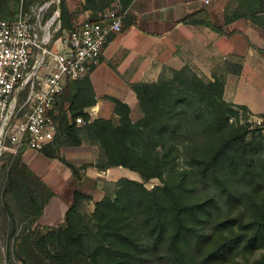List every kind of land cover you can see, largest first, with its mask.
Instances as JSON below:
<instances>
[{
  "label": "trees",
  "instance_id": "obj_1",
  "mask_svg": "<svg viewBox=\"0 0 264 264\" xmlns=\"http://www.w3.org/2000/svg\"><path fill=\"white\" fill-rule=\"evenodd\" d=\"M2 2L0 0V6ZM236 3L232 10L223 8V23L243 17L264 34V0H236ZM59 10L64 27L77 26L75 12L68 7L67 0L59 1ZM198 19L194 13H187L182 21ZM201 20L214 30L223 32L221 24L213 23L208 13ZM212 76L197 73L187 64L178 69L165 67L156 80L132 84L142 111L137 119L131 118V107L127 102L110 96L114 101L117 122L110 117L89 118L86 107L96 101L89 74L69 80L56 103L54 119L57 130L54 138L41 149H33L63 163L69 168V177L74 179L76 185L72 188L71 201L62 219L56 223L42 219L48 197L40 198L26 178L32 170L22 158L24 150L7 169L6 190L15 194L25 193L34 209L29 221V236L38 258L31 259L15 250L22 262L49 264L47 260L56 257L47 246L51 238L69 245H82L83 233L73 229L72 215L77 212L80 200L91 196L77 185L80 169L92 163L75 166L58 150L61 145L80 144L83 139L79 129L99 144L105 163L94 165L101 170L111 165H122L137 172L143 180L151 177L163 179L164 172L177 171L175 169L181 159L191 167L180 169L183 176L196 172L202 180L210 177L218 183L224 201L239 200L241 194L236 183L239 179L247 182L250 190H256L264 174V158H257L251 152V140L245 141L246 126L224 128L228 112L233 110L223 98L224 78L218 72ZM236 105L248 110L245 104ZM79 116L84 121L82 126L76 124ZM263 126V122L256 124L255 130ZM115 185L114 198L104 194L95 200L93 209L98 223L97 232L104 234L99 227L102 225L112 231H108L109 244L98 242L90 254L95 257L112 251L122 254L120 259L105 264L129 261L138 264L149 248L157 252V257L165 264H204L224 258L232 250H250L264 245L263 207L246 220L238 215L219 218L217 209L221 203L216 195L186 201L177 191L179 182H165L147 188L137 179L122 176ZM132 203L139 208L143 236L134 231L137 219L123 214L130 210ZM251 264H264V253Z\"/></svg>",
  "mask_w": 264,
  "mask_h": 264
},
{
  "label": "rangeland",
  "instance_id": "obj_2",
  "mask_svg": "<svg viewBox=\"0 0 264 264\" xmlns=\"http://www.w3.org/2000/svg\"><path fill=\"white\" fill-rule=\"evenodd\" d=\"M213 1L220 4L225 0H211L209 4H212ZM233 1L236 3V0ZM14 4L11 6L13 7L9 16L11 19L15 16L18 9V6ZM9 9L11 8L9 7ZM232 59L234 60L233 56ZM237 61L238 59L233 62L237 63ZM248 67L243 71L237 70L238 72L234 71L231 73L232 76H234L233 74L241 73V77L239 78H242L243 81V83H239L238 85L236 98L247 103L254 110L262 111L264 110V68L252 70ZM233 69L236 70L235 64L233 65ZM166 73H168V70ZM218 74L222 78H225L227 70L221 69L218 71ZM108 89L112 90L111 88ZM232 95H234L233 86L228 88L226 97L223 89V98L231 104L230 108L233 110L228 112V121H224V128L230 129L231 127L239 128L242 125L246 126L248 131L246 132L245 141L251 140V152L257 158L261 157L262 159L264 158V126L260 127V130H255V126L258 124V120L264 123V116H261L262 112H254L249 108L245 111L242 110L236 103L229 100ZM110 96L112 95L107 96L105 94L103 96L104 105H100V108L92 107L95 104L90 105L91 107H86L90 119L101 116L110 117L114 122H117L118 116L113 111L114 101ZM136 99L129 101L132 106L130 108V116L134 120L142 114ZM107 106L109 109L105 108ZM76 124L82 126L84 121L76 120ZM79 133L83 139L80 144L61 145L58 150L68 162H71L75 166L92 163L80 169V181L77 185L81 191L86 193L91 189L92 195L90 198H82L78 203L77 212L72 215L73 229L82 231L83 241L81 246H77L51 238V241L47 242V246L56 257L48 259L47 262L49 264H105L106 262L111 263L114 259L121 258L122 254L114 251L103 253L96 257L90 253L98 242L109 244L108 239L110 235L108 231L110 232L111 230L108 226L102 225L99 227L103 230L104 234L101 235L97 232L98 223L93 213L94 202L104 194L109 195L110 198H114L115 181L122 176L137 179L147 188H151L156 184L163 185L165 182H179L177 191L180 197L186 201L203 199L208 195L214 194L221 203L220 208L217 209V216L219 218L228 215H238L246 220L254 216L261 207L264 208V174L260 177V184L256 190H250L247 182L241 179L237 180L236 183L241 196L238 201L232 200L228 202L224 201L223 194L219 193L218 183L210 177L202 180L196 172L183 176L180 173V169L191 167L184 164L181 159L175 169L177 171L164 172L162 175L163 179L151 177L143 180L137 172L122 165H111L102 171L94 165L101 162L105 163L99 144L92 141L82 129H79ZM19 152L21 153V151L12 152L7 149L0 155V260H5L6 264H24L19 256H17L15 250H19L22 255L31 259L38 258L33 251L29 236V221L33 216L34 209L25 193L20 192L15 194L12 190H6L7 169ZM22 158L27 161L32 170V173L28 174L26 178L34 186L40 198L48 197L42 219H46L48 222H58L62 219L64 210L71 201L72 188L76 185L74 179L69 177V168L55 158H47L33 151H23ZM134 204L132 203L130 210H126L127 212L123 214L124 216L133 215L137 219L136 225L133 227L134 231L139 236H143L144 226L139 224L141 214L139 213V208ZM100 216L103 217L102 212ZM116 247L122 248L120 245ZM263 253L264 245L250 250H232L224 258L204 264H251ZM128 258L130 259V257ZM121 264L135 263L129 261L128 263L122 262ZM138 264L165 263L157 257V252L149 248L143 253Z\"/></svg>",
  "mask_w": 264,
  "mask_h": 264
},
{
  "label": "crops",
  "instance_id": "obj_3",
  "mask_svg": "<svg viewBox=\"0 0 264 264\" xmlns=\"http://www.w3.org/2000/svg\"><path fill=\"white\" fill-rule=\"evenodd\" d=\"M19 1L3 0L1 15L11 19V6L15 3L18 6L16 16ZM27 1L34 0H24L25 3ZM226 1L204 4L202 0H67L68 7L75 12L77 25L84 20L97 19L106 9L124 13L121 29L111 34L98 65L89 73L96 100L92 107L104 105L105 94L115 96L132 107L129 101L136 99L132 84L156 80L165 67L178 69L188 64L210 78H213V72L227 70L225 97L228 88L233 86L234 95L227 97L231 102L245 104L254 112H264L254 110L236 98L238 85L243 81L239 78L241 73L231 74L243 71L249 65L252 70L264 68V34L243 17L223 23V8L232 10L237 5L233 0ZM187 13H194L199 19L182 21ZM207 13L213 23L221 24L223 32L202 22ZM237 59L239 64L233 62ZM234 64L236 70L233 69ZM29 151L40 155L33 149L24 150ZM87 193L92 195L91 189Z\"/></svg>",
  "mask_w": 264,
  "mask_h": 264
},
{
  "label": "built area",
  "instance_id": "obj_4",
  "mask_svg": "<svg viewBox=\"0 0 264 264\" xmlns=\"http://www.w3.org/2000/svg\"><path fill=\"white\" fill-rule=\"evenodd\" d=\"M59 1L20 0L14 18L0 13V155L7 149L38 150L54 138L64 86L89 74L111 34L121 29L124 13L115 9L66 28Z\"/></svg>",
  "mask_w": 264,
  "mask_h": 264
}]
</instances>
